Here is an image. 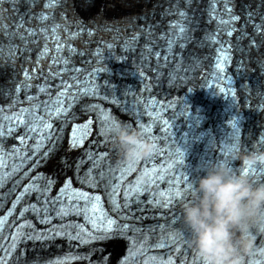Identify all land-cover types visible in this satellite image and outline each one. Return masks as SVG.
<instances>
[{"label": "clouds", "instance_id": "9594fccd", "mask_svg": "<svg viewBox=\"0 0 264 264\" xmlns=\"http://www.w3.org/2000/svg\"><path fill=\"white\" fill-rule=\"evenodd\" d=\"M109 133L127 160L147 157L154 145L140 131L113 121ZM241 170L224 160L208 164L181 207L190 245L203 264H241L253 244L251 230H264V182L243 169L264 164V150L239 155Z\"/></svg>", "mask_w": 264, "mask_h": 264}, {"label": "bare ground", "instance_id": "6f19581e", "mask_svg": "<svg viewBox=\"0 0 264 264\" xmlns=\"http://www.w3.org/2000/svg\"><path fill=\"white\" fill-rule=\"evenodd\" d=\"M69 1L72 4V6L79 11V13L82 12L81 10H83L85 13H87V15L102 16L105 18L111 14L124 15L126 13L135 12L137 10H140L142 7H145L146 5H148L152 0H69ZM66 67H70V65L67 64ZM58 71H59L58 76H57L58 78H63V79L68 78L69 79V78L74 77L72 75V72L70 71L68 72L64 70H58ZM2 87H3V82L0 80V89H2ZM55 90L61 91L60 87L56 88ZM2 105H4L3 102H2ZM38 114H39V117L37 118V120H43L46 118L45 114L42 115V112H39ZM13 115H14L13 116L14 119H17V117L21 116L19 111L16 108L13 109ZM32 121H36V120H32ZM10 130H15L14 138L17 141L21 142L23 135H21L20 133L19 126H17L16 128L11 127ZM10 130H9V133H10ZM111 245L113 246L111 249V257H110L112 259L110 260L112 261L111 262L112 264L114 262V259L118 257L119 253L122 251V248H121L122 244L118 242L117 240H115V242H113Z\"/></svg>", "mask_w": 264, "mask_h": 264}, {"label": "snow or ice", "instance_id": "6c2138e0", "mask_svg": "<svg viewBox=\"0 0 264 264\" xmlns=\"http://www.w3.org/2000/svg\"><path fill=\"white\" fill-rule=\"evenodd\" d=\"M55 3H57V0H48V3H46L45 7H51V6L54 5ZM180 15L183 16L184 14H183V13H180ZM47 18H48V17L45 16V15H43V14H41L40 17H39V19L42 20V21H43V20H46ZM234 19H236V17H234ZM23 26H24V25H23V22H21V23L18 25V27H23ZM56 27H58V26H56ZM257 30L259 31V26H257ZM53 31H55V29H53ZM179 31H180L181 33H183V32L185 31V29H184V27H183L182 25L179 27ZM27 32H28L29 35H35V34H36L35 31H34L33 29H27ZM229 35H231V33H229ZM56 38L59 39V37H56ZM45 50H46V49H45ZM157 55H159V54H157ZM226 58H227L226 53H222V54H221V57H220V61H223V60L226 59ZM217 67H222V63H218ZM41 90L43 91V89H41ZM59 102H60L61 105L63 104V101H59ZM56 111H57V113H59V112L63 111V108H58ZM17 119L22 121V117H17ZM90 124H91V121L89 120V121H88V124L84 125V127H88ZM45 127H46V128H50L51 125H50V124H46ZM33 130H35V129H33ZM75 131H76V130L74 129V135H75ZM145 131H147V129H145ZM73 143H75V140L73 141ZM2 163H3V162H2V159H0V166H2ZM247 171H248V170L245 169V172H247ZM69 186H70V185H67V184H66V185H65V188H67V187H69ZM34 190H38V189H34ZM63 191H64V189L61 190L62 193H63ZM25 193H27V188H25ZM77 195H79V196H81V197L87 199V197H84L82 193L77 194ZM20 199H21V197L18 196V197H17V201H16V203H18ZM38 199H39V197H38ZM95 199L98 200L99 197H96ZM13 207H15V204L13 205ZM31 207H32V208H35L36 206H35V205H31ZM117 207H119V205H117ZM23 211H28V209L26 208V209H24ZM23 211L21 212V215H23ZM58 214L63 215V214H66V213H65V212L63 211V209H62L61 212L58 213ZM3 223H4V220H3L2 218H0V225H2ZM108 223H109V225H111V224L114 223V222L110 220ZM0 264H3L2 260H0Z\"/></svg>", "mask_w": 264, "mask_h": 264}, {"label": "rangeland", "instance_id": "374dc122", "mask_svg": "<svg viewBox=\"0 0 264 264\" xmlns=\"http://www.w3.org/2000/svg\"><path fill=\"white\" fill-rule=\"evenodd\" d=\"M87 14V13H86ZM117 15V14H116Z\"/></svg>", "mask_w": 264, "mask_h": 264}]
</instances>
